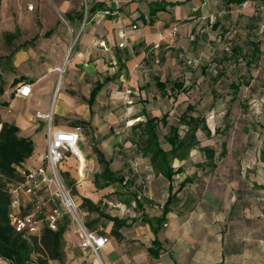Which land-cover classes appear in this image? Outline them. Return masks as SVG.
<instances>
[{"label":"crops","instance_id":"crops-1","mask_svg":"<svg viewBox=\"0 0 264 264\" xmlns=\"http://www.w3.org/2000/svg\"><path fill=\"white\" fill-rule=\"evenodd\" d=\"M94 2L103 7L88 13ZM40 5L50 14L49 25L19 43L26 44L13 55V84L0 96L7 103L0 105V116L33 141L24 168L45 161V121L36 112H51L54 130L81 126L82 159L67 151L60 170L73 181L86 225L107 237L99 260L79 246L70 224L63 262L49 264H264V9L232 13L222 0ZM82 7V21L65 18ZM40 37L48 39L47 60L31 65ZM235 46L238 52L231 53ZM21 83L30 84L28 97L14 95ZM18 99L26 110H12ZM188 105L189 114L204 117L207 130H196L199 144L186 157L170 158L168 178L139 150L132 126L148 116L164 117L158 137L168 151L164 136L170 125L184 134L187 126L179 117ZM84 128L93 131L84 134ZM35 132L42 153H35ZM204 146L213 151V166L205 164ZM94 149L110 160L119 181H95L102 166Z\"/></svg>","mask_w":264,"mask_h":264},{"label":"trees","instance_id":"trees-1","mask_svg":"<svg viewBox=\"0 0 264 264\" xmlns=\"http://www.w3.org/2000/svg\"><path fill=\"white\" fill-rule=\"evenodd\" d=\"M243 1L246 0H222V3L228 8L231 4H239ZM102 7V3L94 2L92 7H88L87 12H93ZM83 17L84 7L79 12L70 13L65 16L69 22H80L83 20ZM6 36L10 38L13 34L7 33ZM25 44L23 42L14 47L8 54L0 55V96L5 86L2 70H14L13 64H9L10 59L15 51L21 45L23 46ZM235 51L236 53L238 52L236 46L235 48L233 47L231 53H235ZM99 88L100 86L98 84L92 90L90 101L93 100ZM6 104V102H1V105ZM190 110H192V107L188 105L186 111L179 117V121L187 126V130L183 135L179 134L177 126H169V132L164 136V139L171 145L168 151L162 148L158 137V122L160 120L162 124H166L164 117L159 119L154 116H148L145 122L132 126V129L138 132L139 150L149 158L150 164L157 172L164 174L168 178L171 176L170 158L173 156L180 158L186 157L190 149L199 144L196 139V130L198 128L207 130L204 117L199 115L192 116L189 114ZM79 123H82V121H75V124ZM33 150L34 144L31 138L19 135V128L14 123L4 121L0 116V257L7 260L9 264H49V260L63 262V235L69 225L67 218L58 224L56 230H51L44 226L38 234L29 235L16 232L9 223L8 211L10 198L7 187L10 182L20 179L21 173H19L17 167L22 166L23 161L32 155ZM200 150L204 152L205 164L213 166L212 149L204 146ZM94 152L98 162L102 166V171L95 175V181L99 182V179H102L106 184L112 181H119V175L110 170V160H107L98 149H94ZM64 178L67 185L71 188L72 193H74L73 181L69 179L67 174H64ZM170 199L171 197L164 203L163 213H165ZM82 201L84 205L88 204L89 209H96L88 199L83 198ZM113 220L120 221L117 218H113Z\"/></svg>","mask_w":264,"mask_h":264},{"label":"built area","instance_id":"built-area-1","mask_svg":"<svg viewBox=\"0 0 264 264\" xmlns=\"http://www.w3.org/2000/svg\"><path fill=\"white\" fill-rule=\"evenodd\" d=\"M253 0H246L239 4H231L229 11L238 13L241 9L253 6L263 10L264 2L256 4ZM33 8L32 4L28 5ZM135 27V26H133ZM177 25L170 30L176 34ZM124 42L118 45L123 46ZM228 50V47L224 48ZM31 92L29 83H21L14 89L17 97H28ZM37 118L45 121L46 152L44 162L36 167L26 168L21 172L20 179L8 184L9 211L8 218L11 227L25 235L38 234L46 226L56 230L64 219L69 220L83 249H90L99 259L98 251L107 242V237L91 230L84 220L76 200L66 184L60 163L65 152H70L79 158L75 148L81 137V126L75 125L71 129L54 130L51 126V114L36 112ZM100 260V259H99Z\"/></svg>","mask_w":264,"mask_h":264},{"label":"rangeland","instance_id":"rangeland-1","mask_svg":"<svg viewBox=\"0 0 264 264\" xmlns=\"http://www.w3.org/2000/svg\"><path fill=\"white\" fill-rule=\"evenodd\" d=\"M48 0H0V55H6L11 50H13L16 45L21 43L24 40L31 38L34 34L43 32L48 27V19L50 14H46L40 11L41 3H47ZM33 4V8L29 9L28 5ZM54 19L61 21V18L58 14H54ZM7 33H12L13 36L7 37ZM47 43L48 39L44 37L38 38L36 55L31 62V65L35 63H42L47 60ZM41 49L42 51H38ZM40 52V53H39ZM13 56L10 59L9 64L13 63ZM15 73V69H3L2 76L5 81L4 89L7 90L11 79ZM12 87V84H10ZM108 96V95H107ZM4 98H8V95L3 94ZM106 97H104V102H106ZM1 105V102H0ZM107 104L103 105V112H108ZM27 105L22 100H16L13 103L12 110L15 111H24L26 110ZM4 111V110H3ZM51 113V112H50ZM45 129V124L42 127ZM83 128V127H82ZM92 128H84L82 132L86 130V133ZM85 134V133H84ZM35 153H42L43 142L39 139V134L35 132ZM79 146L83 149V143L79 142ZM25 161V160H24ZM23 161V162H24ZM43 163V162H42ZM26 168L23 166L17 167L19 173L23 172ZM64 258V256H63ZM0 264H9L7 260H4L0 257Z\"/></svg>","mask_w":264,"mask_h":264},{"label":"bare ground","instance_id":"bare-ground-1","mask_svg":"<svg viewBox=\"0 0 264 264\" xmlns=\"http://www.w3.org/2000/svg\"><path fill=\"white\" fill-rule=\"evenodd\" d=\"M75 150H76V152L78 153V155L81 157V159H82V154H81V152L79 151V149L78 148H75Z\"/></svg>","mask_w":264,"mask_h":264},{"label":"water","instance_id":"water-1","mask_svg":"<svg viewBox=\"0 0 264 264\" xmlns=\"http://www.w3.org/2000/svg\"><path fill=\"white\" fill-rule=\"evenodd\" d=\"M111 6L114 7V3L113 2H111Z\"/></svg>","mask_w":264,"mask_h":264}]
</instances>
